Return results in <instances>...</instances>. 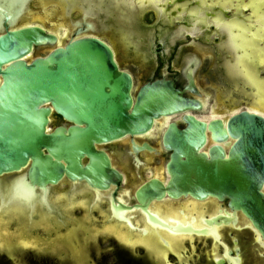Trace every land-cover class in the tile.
I'll return each instance as SVG.
<instances>
[{"label": "flooded vegetation", "instance_id": "flooded-vegetation-1", "mask_svg": "<svg viewBox=\"0 0 264 264\" xmlns=\"http://www.w3.org/2000/svg\"><path fill=\"white\" fill-rule=\"evenodd\" d=\"M32 1L0 0V35L21 26L36 24L57 36L55 44L44 43L34 46L32 52L26 57L28 63L34 58L47 56L57 46L65 47L72 40L84 36H96L112 48L118 69L132 75V94L134 98H136L138 90L145 83L166 78L173 81L185 96L201 103V106L155 118L152 127L147 131L96 142L94 150L97 154H101L100 159L104 158L100 160L97 157L91 158L88 154H85L82 157V166H88L92 160L100 164L101 172L106 178V181L105 179L103 181L107 184L105 187L92 185L86 178L72 180L66 174L56 183L46 182L42 184L30 176V166L32 164L30 158L28 163L21 169L1 173V223L3 219H6V223L3 221L0 226V240L6 242L2 245L3 248L11 246L17 249L16 246H20V248L28 251L32 248H25L21 244H28L29 242L32 244L33 242L39 246L41 244L45 250L54 251L58 247L56 246L57 243H53V240L46 241L48 239H45L44 242V238L35 236L32 231L33 226L37 225V230H43V226L47 228L64 226L71 230L70 233L75 238L79 231H84L86 237H88V230L86 229L91 228L90 226L93 224L97 226L98 221L101 220V225L106 222L107 226L104 229H99L97 226V229L91 230L90 237L96 239L95 241L100 239L99 237L110 238L112 245L116 246L122 259L126 260H131L134 255H138L140 260L149 261L150 264H195L197 257L198 259L204 257L205 264H244L248 254H246L247 251L244 252L238 234L246 230L253 236L251 246L256 245L259 256L264 257V240L255 233L251 220L242 210L231 205L230 197L225 195L220 198L209 192L205 197H195L190 193L191 188L185 193V189L188 188L182 187V182L175 183L173 170L177 171L176 174H179L178 171L180 170L184 171L185 163L183 162L187 160L189 155L184 154L180 147L175 148L170 143H167L169 144L167 146L165 143L166 134H170L172 129L178 131L188 130L195 126L194 120H198L207 123L206 141L198 148L193 145L194 142L192 143L193 151L191 154H195L196 157L190 158L191 166L189 165V168L192 171L197 168L200 169L202 163L211 159L212 152L217 153L216 146H221L226 156L228 155L230 145L216 140L209 123L212 120H219L226 128L229 117L243 109L233 111L227 117H223L217 112L211 117L204 116L208 113V107L204 90L197 77V72L204 67V63L198 55L190 54L185 49L193 47V44L196 43V37L201 34L205 35L206 40L214 35L224 36L222 40L215 39L216 49L219 53H224V50L230 53L232 59L229 62L227 61L228 69L234 73L239 72V75H244L242 79L250 84L247 90H251L254 94L253 84L256 83V79L252 76L246 60L255 58L256 50L254 49L251 52L250 58L246 59V57H249L247 48L249 44L253 46L251 44V42H254L253 39L263 37L264 12H261L262 9H260L261 11L254 10L257 14L254 19L245 16L241 18L249 24L255 25L254 27H261L260 29H249L242 28L235 21L223 20L219 15V13L224 14L223 10H225L227 4L232 7V2L234 3L236 0H227V3H222L215 8H210L205 0H198L195 3L200 9L190 13L189 11H183L182 7L171 9L167 6L168 1L171 3L173 0H155V2H152V0H132V4L126 3V0H108L110 9L118 17L116 20L108 17L109 21L107 23L116 27V29L109 27L110 33H112L109 34L110 38L96 33L95 24L85 21L86 17L92 14L102 16L101 13L96 11V8L99 9V6H101L102 0H80L91 5H80L83 11L82 21L73 22L74 28L67 30L63 36L36 21L20 24L21 21L27 18L26 16L30 10L29 5ZM55 1L66 3L67 13H70L73 6L79 2L78 0ZM104 1L107 2V0ZM207 1L214 2V0ZM220 8L223 10H220ZM147 9L156 13L157 17L162 20L172 21L179 17L185 18L183 23L185 27L179 25L171 32L156 28L148 36L145 33L146 31L143 33L139 31L140 23L138 24V20L140 21L138 13L147 11ZM226 14L228 15L227 12ZM205 15L214 16V19L211 20L212 24H206ZM37 17L43 18L41 14ZM215 20L233 24L234 32L230 33L231 31L228 29L219 28L221 24L216 26L212 22ZM89 24H91V27H89ZM196 24L197 27H195ZM243 36L249 39L250 42L247 39L242 41ZM114 38H117L118 43ZM185 39L186 42H184ZM240 39L245 44L239 46L240 44L236 42H239ZM234 42L235 44H233ZM132 43L134 46L131 45ZM131 48L137 49L141 54L148 53L150 61L148 75L144 73L139 78L136 72L131 69L132 65H135L134 63L143 64L142 61L131 60L129 56ZM219 53L216 54L217 58H220ZM222 56L225 63L226 57L225 55ZM260 56L263 57V55H259L258 59H260ZM2 81L3 76L0 74V83ZM42 107L50 109L46 123L48 134L63 132L66 136L72 127L78 129L86 127L84 122L68 119L50 101L43 103ZM229 141L232 143L233 138L229 137ZM44 153L49 154V151L44 149ZM173 157L176 161L170 166L169 162ZM60 163L64 166L67 164L62 158ZM61 187L63 192L59 191ZM57 191L59 192L56 193ZM173 193H176L177 196H172ZM71 204L79 212L86 210L84 216L75 218L66 215ZM166 209L172 211L175 217L174 221L162 215L161 211L166 212ZM19 214L20 217H18ZM35 216L42 217L45 225L40 224L41 220H38V224H35ZM52 217L56 220H52ZM195 217L198 219L195 220ZM8 225L10 228L15 227V229L11 230ZM215 225L218 226V232L216 231V233L213 230ZM26 227L31 230V234L27 232L20 234ZM233 231L236 232L235 235L232 234ZM59 233H57L58 236H56L54 242L60 243L66 240L63 238H66L67 235ZM229 237H231L230 241ZM65 249L69 250L68 248ZM198 249L200 250L199 253L197 252ZM59 253L65 254L66 252ZM171 257H175L177 262L173 263Z\"/></svg>", "mask_w": 264, "mask_h": 264}, {"label": "water", "instance_id": "water-1", "mask_svg": "<svg viewBox=\"0 0 264 264\" xmlns=\"http://www.w3.org/2000/svg\"><path fill=\"white\" fill-rule=\"evenodd\" d=\"M56 42L54 33L36 24L0 35V174L21 169L30 158V176L42 184L56 183L66 174L72 180L86 178L92 185L105 187L100 164L92 160L82 166L85 154L100 159L101 154L94 150L96 142L147 131L155 118L201 106L166 78L145 83L134 98L132 75L118 69L112 48L96 36L72 40L28 63L26 57L34 46ZM247 49L246 59L255 48L249 44ZM256 83L253 106L261 97L264 101V83L261 90ZM47 101L68 119L84 122L86 127H72L66 136L63 132L48 134L50 109L42 107ZM256 108L234 113L226 128L219 120L210 121L214 137L230 145L229 151L226 156L222 147L216 146L217 153L212 152L200 169L189 168L196 157L191 154V146L193 142L196 148L205 143L206 122L194 120L195 126L185 131L172 129L165 143L189 155L183 162L184 171L176 174L173 170L175 183L182 182V187L188 188L185 193L191 188L190 193L199 198L208 192L220 198L227 195L264 240V112Z\"/></svg>", "mask_w": 264, "mask_h": 264}, {"label": "rangeland", "instance_id": "rangeland-1", "mask_svg": "<svg viewBox=\"0 0 264 264\" xmlns=\"http://www.w3.org/2000/svg\"><path fill=\"white\" fill-rule=\"evenodd\" d=\"M78 1V4L74 5L71 9V12L67 13L65 8L67 4L64 2L60 3L55 0H33L29 5L30 10L28 11V15L26 16L27 18L24 21H21L20 24L27 22L31 23L36 21L52 29L55 33H58L59 35L63 36L67 32V30L74 28L73 22H76L78 20L82 21L83 11L80 5H86L88 3H85L80 0ZM196 1L198 0H173L171 3H169L168 1L167 6H169L171 9L182 7L183 11H189L190 13L200 9L195 3ZM205 1V3H208L210 5V8H215L217 6H220L222 3L228 2L227 0H214V2L207 0ZM259 1L261 0H236L234 3L232 2V7L228 4H223L226 5L225 11L228 13V16H224V14L219 13L218 11L217 13H219L221 19L235 21L236 23L240 24L242 28L260 29V26L254 27L255 25H251L241 18H236V16L234 15L239 14L254 19L257 15L254 12L255 9L259 10L260 8L262 9L261 12H264V1ZM125 2L128 3L127 1ZM152 2H155V0H152ZM100 4L101 6H99V9L96 8V11H98V13H101L102 16L92 14L86 17L85 21L92 22L95 24L97 29L96 33L105 35L106 37H110L109 34L112 33H110L109 27H111L112 29H116V27L112 26V24L107 23L109 21L108 17L114 20H116L118 17L115 16L114 11L110 9L108 0L107 2L102 0ZM229 4L231 5L230 1ZM90 5L91 4H88L87 6ZM242 11H244V14L242 13ZM40 14L43 16V18L37 17ZM138 17H140V21L138 20V24L140 23L139 31L142 33L146 31L145 33L148 34V36L149 33L153 32L152 30L156 28L160 30L164 29V31L171 32L175 30L179 25H183L185 27V25L183 24L185 18L183 19L179 17L178 19H173L172 21H167L164 19L162 20L161 18L157 17L156 13L149 11L148 9L147 11H144L140 14L138 13ZM205 17L207 19L206 24H212L211 20L214 19V16L205 15ZM38 19L39 21H37ZM212 22H214L215 25L221 24L219 28L228 29L231 31L230 33L234 32L232 28L233 24L231 25V23L229 22H218L216 20ZM195 27H197V24ZM105 30L106 32H104ZM262 36L263 37L260 39L254 38V42H251L253 46L258 45L254 47L257 52L256 57L253 59L246 60V62L249 64V70L252 76L254 77V79H256L255 81L257 83L259 82L258 84H260L257 86L259 90L263 89L261 83H264V30L262 32ZM223 37L224 36L222 35H214L210 36L209 40H206L205 35L201 34L200 36L196 37V43L193 44V47H188L187 49H185V51L189 52L190 54L198 55L204 63V67L200 68L197 72V77L200 80L202 88L204 90L205 99L208 107V113H206L204 116L211 117L212 115H214V113L217 112L223 115V117H227L233 111L247 108L252 109L254 106L256 107L257 105V107L259 108L256 109H259L260 111L264 112V103H262L264 102L263 97L262 99L257 100L258 102L255 101L256 103L254 102L253 106V96H251L253 92L251 90H247L250 84L242 79L244 78V75H239V72L234 73L233 71H230L228 69V62L232 59L230 53L225 50V54L219 53V51L216 49L215 39L222 40ZM114 39L117 40V38ZM246 39L247 38L243 36L242 41ZM247 40L249 41V39ZM186 41L187 40L185 39L184 42ZM116 42L118 43V40ZM237 44H240L239 46H241L245 43L241 42L240 39ZM131 45L134 46L133 43ZM217 52L220 54V58L216 57V54H218ZM222 55H225L226 57L225 63ZM249 55L251 56L252 54L250 53ZM259 55H263V57L261 58L260 56V59H258ZM129 56L131 60H138L143 62V64L134 63L135 65H132L131 69L136 72L137 76L140 78L144 75V73L145 75H148L150 71V61L148 53L144 52L141 54V52H139L137 49L131 48ZM59 191L63 192L62 187L59 189ZM59 191H57L56 193H58ZM71 205L69 206L70 208L66 215L75 218L84 216L86 210L84 212H79V210L76 209L73 204ZM20 216L21 215L19 214L18 217ZM38 220H41L40 224L42 226L45 225L43 223L44 219L42 217L40 218L39 216H35V224H38ZM52 220L56 219L53 218ZM3 221L6 223V219H3ZM86 221L88 222L89 220ZM97 226L99 227V229H104L107 226V223L104 222L101 225V220H99ZM97 226L93 224L90 226L91 228L86 229L88 230V237H86L84 231H79L75 238L73 237V235H71V230L64 226H51V228L43 226V230H37V225H35L32 227L33 234L35 236H39L40 238H44V242L45 239H48L46 240L48 242L53 240V243H57V250H45V248H43L41 244L39 246L33 242L32 244L29 242L31 246L29 245V243L21 244L25 248H32H30L31 250L28 251L20 248V246H16L17 249L15 247L12 248L11 246L3 248L2 245H4V243L6 242L0 240V264H150L149 261L140 260V258H138V255H134L131 260H126L124 258L122 259L121 255L118 253V249L116 248V246H113L114 244L112 245V240L108 237H99L100 239H97V241H95L96 239L90 237V232L94 228L97 229ZM10 229L13 230L15 229V227H12ZM26 231L27 233L31 234L30 229H27ZM58 232H60L59 234L67 235L66 238H63L66 239L64 242H54V239H56V236H58ZM235 233L236 232L234 231L232 232L233 235H235ZM238 237L240 238V241L243 245L244 252L247 251L246 254H248V258L245 259L244 264H264V257L259 256V250L257 249V246L254 244L253 246H251L253 243L252 234L248 230L241 231V233L238 234ZM228 239L230 241L231 237H229ZM250 246L251 250L249 251ZM195 247L197 248V246ZM65 248H68L69 250ZM62 251H65L66 253H59ZM197 252L199 253L200 250L198 249ZM248 252H250L251 254ZM170 259L173 263L177 262L175 257H171ZM196 259L197 261L195 264H205L204 257L200 259H198L197 257Z\"/></svg>", "mask_w": 264, "mask_h": 264}, {"label": "bare ground", "instance_id": "bare-ground-1", "mask_svg": "<svg viewBox=\"0 0 264 264\" xmlns=\"http://www.w3.org/2000/svg\"><path fill=\"white\" fill-rule=\"evenodd\" d=\"M128 3H131L132 4V0H126ZM264 1V0H263ZM259 10H260V8H259ZM261 11V10H260ZM242 18V17H241ZM217 26V25H216ZM191 30V29H190ZM192 33H194V32H192ZM233 41V40H232ZM237 43V42H236ZM233 44H235V42L233 43ZM190 201V200H189ZM162 210H163V208H162ZM161 211V210H160ZM161 213H163L162 215H165V217L166 218H171L172 220L175 218L174 216H173V213H172V211H170L169 209H166V212L165 211H161ZM163 218H164V216H163ZM196 218L197 217H195V220H196ZM198 219V218H197ZM174 221V220H173ZM190 221V220H189ZM204 221V220H203ZM2 223H3V221H2ZM2 223H1V219H0V226L2 225ZM201 224V223H200ZM155 226V225H154ZM158 227V226H157ZM119 228V227H118ZM128 228V227H127ZM155 228V227H154ZM29 229V228H28ZM157 229V228H156ZM155 229V230H156ZM159 229V228H158ZM218 226H216L215 225V227H213V230H215V233H216V231L218 232ZM27 227H26V229L25 230H22L21 232H20V234H25L27 231ZM147 230V229H146ZM160 230V229H159ZM175 230V229H174ZM177 230H179V229H177ZM184 230V229H183ZM26 231V232H25ZM156 231H158V230H156ZM171 231V230H170ZM212 231V230H211ZM126 232V231H125ZM159 232V231H158ZM173 232V231H172ZM128 233H130V232H128ZM132 233V232H131ZM127 234V233H126ZM160 234V233H159ZM128 235V234H127ZM126 235V236H127ZM220 235V234H219ZM127 238H128V236H127ZM125 240H126V238H125ZM23 241H25L24 239H23ZM22 241V242H23ZM1 243V242H0ZM29 245H30V243H29ZM31 246V245H30Z\"/></svg>", "mask_w": 264, "mask_h": 264}]
</instances>
